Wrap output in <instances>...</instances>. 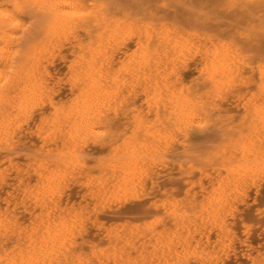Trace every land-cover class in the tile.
<instances>
[{
    "label": "bare ground",
    "instance_id": "6f19581e",
    "mask_svg": "<svg viewBox=\"0 0 264 264\" xmlns=\"http://www.w3.org/2000/svg\"><path fill=\"white\" fill-rule=\"evenodd\" d=\"M189 1L183 15L163 0L159 3L168 7L166 12L156 13L155 6L147 2L140 4L141 11L133 12L131 0L128 9L125 8L126 16L110 20L102 17L96 21L98 25L87 44L70 55L71 60L61 77L53 76L47 69L48 62L54 59L51 54L55 46L53 40L76 26L73 10L82 2L13 0L10 4L0 3V164L6 162L0 168V264H157L158 246L162 250L159 259L164 260V264H183L184 260L188 263L190 257L210 256L211 251L198 249L200 240L197 247L190 248L191 228L197 232L200 229L196 226L207 222L217 232L224 233L226 213L232 201L237 199L256 170L264 165V60L256 61L249 71L247 84L254 94L248 98L245 133L238 138L229 136L225 143L230 145L218 149L216 160H212L218 174L199 204L188 202L183 211L171 205L173 228L157 231L154 227L157 220L149 226L148 240L153 241L151 250L134 246L133 235L138 239L144 235L136 232L137 226H131L126 232V225L120 224L107 230V247L95 249L90 257L83 256V209L72 210L73 206L67 201L62 202L61 195L62 187L69 179L84 186L82 188L91 200L98 195L125 193L137 188L135 184L127 183L133 177H129L128 168L124 167L126 159H112L109 151L108 165L103 166V160L98 161L96 175L93 169L87 168L80 151L75 148L88 138L98 145L108 144L109 114L119 105V91L126 78L141 84L140 93L144 95L147 107L153 110V119L157 123L158 145L161 141L167 143L172 140L174 130L194 116L198 107L187 86L176 82L175 77L172 81L167 80L175 64L194 57L199 87L219 96L233 86L237 75L232 59L237 49L235 42L240 39L254 46L264 43V0H203L205 10ZM229 12H243L248 18L245 28L235 34L219 21L223 13ZM12 13H24L32 20L30 28L21 35H18L21 23L16 21L15 24ZM126 43H131L134 48L129 54L126 52V60L117 69L121 70L120 76H113L112 54L122 50ZM117 76L119 83H116ZM60 84L67 86L68 91L62 98L55 96ZM257 97L259 102L253 101ZM114 101L117 102L115 105ZM32 133L41 139V144L33 154L19 155L22 158L19 162V157L14 155L16 146L21 141L27 142ZM147 153L149 157L153 155ZM133 164L137 166L135 161ZM32 176L34 182H31ZM130 198L140 199L138 196ZM196 208L198 213L193 212ZM189 212L194 214L198 224L191 221ZM180 229L187 232L185 237ZM204 241L207 243L206 239ZM132 252H136V256L131 257ZM181 252L182 260L171 259L173 254L179 257Z\"/></svg>",
    "mask_w": 264,
    "mask_h": 264
},
{
    "label": "rangeland",
    "instance_id": "374dc122",
    "mask_svg": "<svg viewBox=\"0 0 264 264\" xmlns=\"http://www.w3.org/2000/svg\"><path fill=\"white\" fill-rule=\"evenodd\" d=\"M11 1L13 0H0V3L10 4ZM163 1L167 3L168 7L173 8L178 14L180 13L182 15L187 12L186 8L189 7L188 4L190 2L189 0H173L174 2L172 0ZM130 2L131 0H80L82 6L80 4V6H76L75 8L78 9L81 7L82 10L80 8V10L75 8L73 10V22L76 24L75 27L73 26L74 29H67L65 33L58 34L53 40L55 41V46L51 54L54 56V59L48 62V71L53 76H63L66 71V65L71 60L70 55L78 47L85 46L90 39L89 36L95 32L98 25L96 21H99L102 17L110 20V18L121 17V15L123 17L126 16V9L130 6ZM144 2L153 4L156 13L157 11L166 12L168 8L160 5L159 0H132V11H141L140 4H144ZM192 5L198 8L203 6V10L206 9L203 0H192ZM142 7H145V5H142ZM12 15L15 19V24L19 22L22 26V30L20 28L18 29V35H21L30 28L32 20L28 18V15L24 13H12ZM247 20L248 18L243 12L223 13L221 18H219L222 26L229 29L233 34L244 29ZM79 32L81 33L79 34ZM85 35H87V38ZM126 44L122 50L118 49L112 54L111 73L113 76L121 73V70L117 69L126 60L125 55H128L134 48L131 43ZM234 47L237 49L236 53L233 52L232 59L234 60V71L237 75L232 84L233 86L230 87L231 91L228 89L226 92H223L224 94L220 93L219 96L212 95L206 89L204 90L201 86L199 87L200 81L199 76L196 75V59L194 57L190 59L187 57L175 64L173 73L167 75L168 81H172L175 77L176 82L187 86L191 90V95L194 100L198 103L194 116L192 115L190 117L192 119H187L184 125H181L182 128L180 127L174 130L170 142L164 143L161 141L158 145L157 123L155 124L153 119V110L147 107L143 100L144 95L140 93L141 84L139 82L132 83L131 78H126V82L123 81L125 83L122 86L123 88L120 86L121 90L119 91L117 99L119 105L115 108V112H112L113 114H109L110 126L107 128L108 144L98 145L96 144L97 142L94 143V141L88 138L82 145L79 144L75 147L78 152L80 151V155L85 160L87 168L93 169L96 175L98 173V168H96L98 161L103 160V166L108 165L109 161L107 159L110 158L108 155L109 151L112 152V159H117L118 157L119 159H126L128 163L125 162L126 165L124 167L126 169L128 168L129 177H133L127 183L135 184L137 187L136 189L131 188L125 193L117 192L116 194L111 193V195H103L101 193L102 195L100 197L98 195L96 199L91 200L86 195L85 189L82 188L84 186H78L75 184L76 181L69 179L63 185L61 189L62 202L67 201L69 205L73 206L72 210L83 209L82 218L85 227L83 235L85 241L81 246L83 256L90 257V253L95 249L107 247L109 245L106 236L107 230L117 227L120 224L126 225V232L129 231L131 226H137L136 232L144 235L139 239L133 235L134 246H137V248L143 246L147 251L151 250L153 241L148 240V235L149 226L155 222L154 220H157V223L154 224L155 230L157 231H162L165 228H173V219L172 215H170L173 205L177 206L178 211H183L186 209L185 206H187L188 202L197 205L206 196V191L210 190V184L214 182L218 174V170L215 169L212 163L216 160L215 157L218 156V152L230 145V143H225V140L229 136L238 138L241 133H245L246 114L249 112L248 98L254 94L250 90L251 86L247 84L249 82L247 79L250 76L249 71L256 61L264 60V43H260L259 46H254L238 39ZM241 47H244L246 50L244 48L242 50ZM60 56H64V60L59 59ZM235 68L238 69L236 70ZM119 76L116 77L117 79L115 78L117 82L114 80L116 83H119ZM150 78L148 77V79ZM134 89H137V91ZM67 92V86L60 84L56 88L55 96L62 98ZM137 99L142 100L138 101ZM257 100L259 102L258 97L253 101L257 102ZM116 103V101L113 102L114 105ZM40 144L41 139L32 133L27 142L21 141L16 146L15 151L17 152L14 155L18 158L19 155L24 153L33 154ZM262 144L264 145V141H262ZM143 145L146 149L143 148ZM159 146L161 149H158ZM218 149L220 150L218 151ZM147 151L153 153V155L149 157ZM122 152L124 154H121ZM131 155L138 157L135 158V156L133 157ZM139 155H141L142 159ZM131 157L138 162L136 160L131 161ZM1 158L2 155H0V162L2 160ZM47 158L53 160L52 156H48ZM17 161L22 162V158L19 157ZM134 161L137 166L132 165ZM5 165L6 162L0 164V168ZM129 165H132L131 168H129ZM133 166L136 168L134 169ZM139 167L142 169V174L139 171ZM259 168L253 174L252 179L248 181V184L242 188L237 199L232 201L233 204L226 213L224 233L217 232L216 228L211 224L208 225L207 222L203 225H197L196 229H200L197 232L193 227L191 228L190 248L197 247L195 245L200 240L198 249L203 248V252L211 251L210 256L202 257V259L190 257L187 261L188 263L184 260L182 262L183 264H264V165ZM34 179L35 177L32 176L31 182H34ZM133 196H138L140 199H131L130 197ZM191 197H194V199L191 200ZM198 210L196 208L193 212H197ZM189 213L192 215L190 217L191 221L198 224L199 221L195 220L194 214ZM186 234L187 232L181 231L182 237H185ZM204 239H206L207 243H204ZM161 251V248L158 246L157 264H164V260L159 259ZM136 254V252H132L131 257L136 256ZM182 255V252L179 257L173 254L171 259L173 261L178 260L177 258L182 260ZM145 264L152 263L147 262ZM153 264L156 263L153 262Z\"/></svg>",
    "mask_w": 264,
    "mask_h": 264
}]
</instances>
